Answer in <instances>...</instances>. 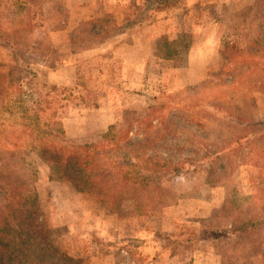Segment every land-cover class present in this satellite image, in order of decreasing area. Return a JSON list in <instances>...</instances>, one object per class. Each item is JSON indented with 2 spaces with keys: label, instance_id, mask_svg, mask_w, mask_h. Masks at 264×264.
Wrapping results in <instances>:
<instances>
[{
  "label": "rangeland",
  "instance_id": "1",
  "mask_svg": "<svg viewBox=\"0 0 264 264\" xmlns=\"http://www.w3.org/2000/svg\"><path fill=\"white\" fill-rule=\"evenodd\" d=\"M44 142L98 145L141 197L52 180ZM2 155L0 203L23 176L79 264H264V224L200 235L264 219V0H0Z\"/></svg>",
  "mask_w": 264,
  "mask_h": 264
},
{
  "label": "trees",
  "instance_id": "2",
  "mask_svg": "<svg viewBox=\"0 0 264 264\" xmlns=\"http://www.w3.org/2000/svg\"><path fill=\"white\" fill-rule=\"evenodd\" d=\"M164 38L162 36L161 40ZM171 43L173 41L167 40L164 49L158 47L160 55L167 59L175 58L178 54L170 45ZM253 121L255 120L251 122ZM253 123L250 126L261 124V122ZM257 136L258 133L255 134V137ZM95 147L98 149H94ZM95 147L56 146L44 142L38 146V150L39 155L49 167V176L52 180H68L78 191H85L97 200L105 201L108 208H113L115 203L118 205L124 193L133 191L137 197H141V184L146 176L138 177L137 175L142 174L141 172L127 171L123 168L118 170L111 165L107 168L102 167L104 150L102 149L101 152L98 145ZM14 156L11 155V157ZM0 160L7 168L4 155L0 156ZM3 174V170L0 171V176ZM10 176H13V181L17 180L19 183L3 189V199L6 201L0 203V264H34L36 256L40 264H45L43 258L46 252L56 256V261H51L50 264H79L77 260L60 251L56 245L41 235L42 224L38 223V219L34 216L39 207V197L34 186L30 187L23 176L16 173H10L7 179ZM139 181L141 184L138 183ZM263 224L264 219H261L253 224L247 223L244 227L235 226L230 231L203 230L200 235L202 238H225L229 236L228 233L241 235ZM35 235L39 238L36 239Z\"/></svg>",
  "mask_w": 264,
  "mask_h": 264
}]
</instances>
